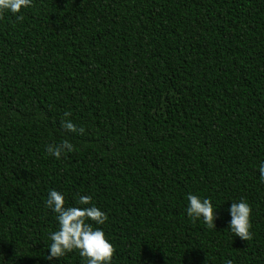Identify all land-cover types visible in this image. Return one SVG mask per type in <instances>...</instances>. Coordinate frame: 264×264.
Masks as SVG:
<instances>
[{"label":"trees","instance_id":"trees-1","mask_svg":"<svg viewBox=\"0 0 264 264\" xmlns=\"http://www.w3.org/2000/svg\"><path fill=\"white\" fill-rule=\"evenodd\" d=\"M21 15L0 19V264H87L47 259L51 190L106 213L89 223L112 264H264V0H32ZM64 140L72 152L47 153ZM190 193L216 229L189 218ZM240 201L250 241L229 228Z\"/></svg>","mask_w":264,"mask_h":264},{"label":"clouds","instance_id":"clouds-1","mask_svg":"<svg viewBox=\"0 0 264 264\" xmlns=\"http://www.w3.org/2000/svg\"><path fill=\"white\" fill-rule=\"evenodd\" d=\"M32 6V0H0V19L5 12H10L17 16L18 20H23L21 15L24 9ZM71 116L69 111H65L64 119L61 121V128L65 132L83 135L85 129L68 119ZM74 150L73 144L64 140L63 142L51 143L46 146V151L50 156L60 159L66 153ZM260 180L264 182V162L259 165ZM189 206L187 215L195 222L203 219L209 229H216V210L213 203L208 198L201 199L198 195L189 194L187 196ZM78 204L88 207L67 206L63 194L56 190L49 192L46 206L56 214L59 224L58 230L50 232L52 243L48 245L50 254L47 259H60L68 253L78 251L80 256L85 258L87 264H112L116 254V249L109 242L105 232L100 228H93L89 221L97 225H103L108 220L106 213L92 204V197L81 195ZM91 205V206H89ZM231 220L229 222L230 231L243 241L253 239L252 234V208L246 201L232 203L229 209ZM232 264V261H227Z\"/></svg>","mask_w":264,"mask_h":264}]
</instances>
